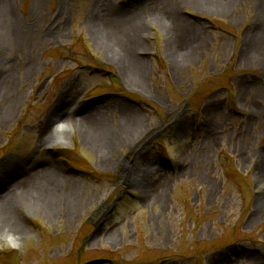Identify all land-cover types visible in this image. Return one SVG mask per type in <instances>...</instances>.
Here are the masks:
<instances>
[{
	"label": "rangeland",
	"instance_id": "obj_1",
	"mask_svg": "<svg viewBox=\"0 0 264 264\" xmlns=\"http://www.w3.org/2000/svg\"><path fill=\"white\" fill-rule=\"evenodd\" d=\"M260 1L0 0V264H264Z\"/></svg>",
	"mask_w": 264,
	"mask_h": 264
},
{
	"label": "bare ground",
	"instance_id": "obj_2",
	"mask_svg": "<svg viewBox=\"0 0 264 264\" xmlns=\"http://www.w3.org/2000/svg\"><path fill=\"white\" fill-rule=\"evenodd\" d=\"M128 3V2H127ZM126 3V4H127ZM259 4L261 5V6H263V9H264V0L263 1H260L259 2ZM104 7H106V6H103V8ZM104 10V9H103ZM138 10V9H137ZM137 10L135 9L134 11H132V12H137ZM101 13H102V11H101ZM263 14V18H261V21H264V12L262 13ZM174 17H175V15H174ZM173 22H172V24L174 25V26H176L177 28H178V31H179V33H178V37H180V36H183L184 38H186L187 37V35H189L190 33H192V32H194V30H195V25L193 24V25H191V26H188V27H184V28H182V27H180V26H177V23L178 22H176V17H175V20L173 19L172 20ZM131 24L130 25H128V27H124V30L123 29H120V32H122L120 35H121V37H122V39L120 40V42H121V44H123V46L124 45H126L128 48H130V51H132L131 49V46H134V45H136V43H138L137 41H136V38H135V36L134 35H132V34H134L135 33V31L137 30V27H138V25L137 24H132V21L130 22ZM11 26V25H10ZM7 28V27H9L8 26V24L6 23V22H3L2 21V24H1V28L3 29V28ZM17 27V26H16ZM14 28L13 29V31H14V33L16 32V31H19V29H17V28ZM182 29V30H181ZM128 32H129V34H128ZM134 32V33H133ZM129 35H131V36H129ZM246 38V39H245ZM244 39H245V41H244V44H243V49H241V52H240V56L242 55V58H247V54H251V52H252V50L251 49H253L254 51L253 52H255L256 53V50H255V48L254 47H252V45H253V39H252V37H250L248 34H247V36L245 37ZM196 48H198L197 46H196ZM129 51V52H130ZM259 52H260V50H258ZM196 52H197V49H196ZM257 54V53H256ZM259 54V57L262 59V61H264V53H258ZM138 60V59H137ZM136 60V61H137ZM130 64L128 61L126 62V64ZM123 64H124V62H123ZM137 64V68H140L139 66V64L138 63H136ZM6 70L5 69H3V68H1L0 69V79H1V77H5V75H6V77H7V74H8V76L10 77L11 76V73H10V71L7 73V72H5ZM5 79H7V78H5ZM137 86H139L138 84H137ZM140 87V86H139ZM64 96V95H63ZM62 96V97H63ZM67 98V97H66ZM66 98H64V100H63V102L60 104H58V106H57V108L58 109H56L55 111H58V110H62V111H64V112H66V117L68 116V114L70 113V110L68 111L67 110V108L65 107L66 105H67V99ZM59 107H61V108H59ZM73 107V106H72ZM83 106H81L80 108H78L77 109V111L76 112H81V115H79L78 117H80V119H82V117H85V115H83V113L85 112L84 111V109L82 108ZM125 114H126V112H125ZM128 114V113H127ZM10 115V109H6V112L4 113V119H8V116ZM137 115H138V118H142L143 117V115H141V114H138L137 113ZM128 117V116H127ZM64 126V123H62L61 122V124H59V127H63ZM263 167H264V163H263ZM51 177L49 178V180H51L53 177H54V173H51ZM152 188H149V191H147V193H146V195H147V197H148V195H152V196H155V198L156 199H158L159 201H160V199H161V197L159 196V195H157V193L156 192H151L150 193V190H151ZM57 195H58V197H59V199H61V201H63V200H65L66 202H64L63 203V205H66L67 207H73L75 204L73 203V202H69L68 203V199L65 197V194H59V193H57ZM13 197V196H12ZM149 198V197H148ZM158 202V201H157ZM156 202V203H157ZM13 204H14V200H12L11 199V197L10 198H7V200H5V199H3L2 197H0V225H2V229H5V227H8L9 225H10V227H13L14 226V224H13V221L12 222H10L9 223V221L11 220V215H10V208L13 206ZM2 221V222H1ZM6 221L9 223V225H6L5 226V224L4 223H6Z\"/></svg>",
	"mask_w": 264,
	"mask_h": 264
},
{
	"label": "flooded vegetation",
	"instance_id": "obj_3",
	"mask_svg": "<svg viewBox=\"0 0 264 264\" xmlns=\"http://www.w3.org/2000/svg\"><path fill=\"white\" fill-rule=\"evenodd\" d=\"M176 113H175V116H176V114H178L179 113V111H175ZM170 124H165V126H169ZM167 128V127H166ZM163 130L165 129L164 127L162 128ZM162 132V130L159 132V134L158 135H160V133ZM129 161V160H128ZM125 163V165H124V167L121 169V175L123 176V173L125 172V171H127V170H129L128 168H129V165H127V161H125L124 162Z\"/></svg>",
	"mask_w": 264,
	"mask_h": 264
}]
</instances>
